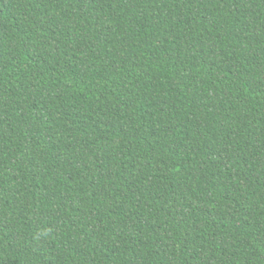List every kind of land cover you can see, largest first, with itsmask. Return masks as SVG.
I'll return each instance as SVG.
<instances>
[{
  "label": "trees",
  "instance_id": "obj_1",
  "mask_svg": "<svg viewBox=\"0 0 264 264\" xmlns=\"http://www.w3.org/2000/svg\"><path fill=\"white\" fill-rule=\"evenodd\" d=\"M0 264H264V0H0Z\"/></svg>",
  "mask_w": 264,
  "mask_h": 264
}]
</instances>
